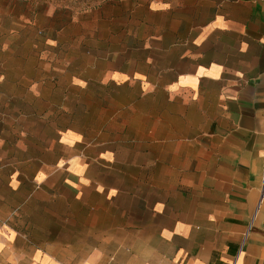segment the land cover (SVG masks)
<instances>
[{
	"label": "rangeland",
	"instance_id": "374dc122",
	"mask_svg": "<svg viewBox=\"0 0 264 264\" xmlns=\"http://www.w3.org/2000/svg\"><path fill=\"white\" fill-rule=\"evenodd\" d=\"M206 3L0 0V225L12 236L91 251L186 187L181 136L195 120L161 83Z\"/></svg>",
	"mask_w": 264,
	"mask_h": 264
},
{
	"label": "crops",
	"instance_id": "0c3cea01",
	"mask_svg": "<svg viewBox=\"0 0 264 264\" xmlns=\"http://www.w3.org/2000/svg\"><path fill=\"white\" fill-rule=\"evenodd\" d=\"M206 2L196 10L208 19L174 45L184 52L158 81L181 119L195 120L181 136L186 187L152 204L140 230H107L91 251L84 241L37 245L0 225V264H264V0Z\"/></svg>",
	"mask_w": 264,
	"mask_h": 264
}]
</instances>
